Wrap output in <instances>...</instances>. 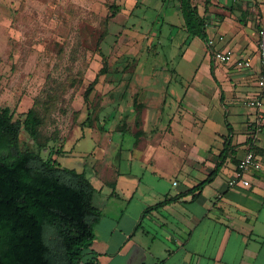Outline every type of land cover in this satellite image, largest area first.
Masks as SVG:
<instances>
[{"label":"crops","instance_id":"obj_1","mask_svg":"<svg viewBox=\"0 0 264 264\" xmlns=\"http://www.w3.org/2000/svg\"><path fill=\"white\" fill-rule=\"evenodd\" d=\"M174 1L175 12H180ZM191 1L213 44L191 40L181 13L177 25L168 24L185 34L183 55L195 41L202 44L209 78L198 77V67L184 89H170L178 81L170 78L125 82L131 93H139V101L131 103L125 92L123 101L112 104L111 117L133 125L136 141L127 145V156L117 168L110 161L105 164L109 178L93 185V204L103 213L91 246L98 264H264V125L256 128L258 110L243 104L259 99L264 111L257 58L264 0ZM224 50L233 52L231 62L212 59L210 51ZM247 57L250 68L242 66ZM215 95L217 106L210 101ZM208 121L220 130L197 126ZM109 142L102 143L103 151L118 161L123 144L110 147ZM249 151L261 168L246 174L248 187H229L228 180ZM221 154L226 159L217 169ZM215 170L201 190L191 191ZM169 199V204L147 211Z\"/></svg>","mask_w":264,"mask_h":264},{"label":"rangeland","instance_id":"obj_2","mask_svg":"<svg viewBox=\"0 0 264 264\" xmlns=\"http://www.w3.org/2000/svg\"><path fill=\"white\" fill-rule=\"evenodd\" d=\"M175 4L174 0H0V107L19 114L35 105L41 114L49 112L41 131V140H49L43 157L53 152L50 158L62 167L84 172L92 185H99L98 180L109 178L105 164L110 161L117 168L127 156V145L136 141L133 125L111 117L112 104L118 98L123 101L125 92L131 103L139 101V93H131L126 81L170 78L178 80L170 89H184L198 67L197 76L209 78L202 44L195 41L183 55L185 34L169 27L180 17ZM237 65L232 67L239 69ZM210 101L217 106L216 95ZM197 126L220 130L209 121ZM104 142L110 147L123 144L119 162L105 154ZM21 146L36 149L24 132Z\"/></svg>","mask_w":264,"mask_h":264},{"label":"trees","instance_id":"obj_3","mask_svg":"<svg viewBox=\"0 0 264 264\" xmlns=\"http://www.w3.org/2000/svg\"><path fill=\"white\" fill-rule=\"evenodd\" d=\"M177 1L188 37L207 42L205 20L197 7L191 0ZM48 119L49 112L41 114L35 105L19 114L0 107V264H98L91 250L95 225L103 214L93 204L97 190L84 172L50 158L53 152L43 157L49 140H41V131ZM22 132L36 149L21 146ZM225 159L219 156L217 169ZM215 174L216 170L191 191L201 190Z\"/></svg>","mask_w":264,"mask_h":264},{"label":"built area","instance_id":"obj_4","mask_svg":"<svg viewBox=\"0 0 264 264\" xmlns=\"http://www.w3.org/2000/svg\"><path fill=\"white\" fill-rule=\"evenodd\" d=\"M207 44L211 46L212 41H208ZM213 59L218 63H229L233 60V52L230 50L216 51L212 53ZM257 58L259 68L262 71L261 83L264 84V12L257 29ZM252 65L251 58L247 57L243 62L242 66L250 68ZM243 104L250 108L258 110L256 120L254 122L255 127H261L264 125V111H262V102L259 99H246ZM261 168L260 162L257 160L255 155L249 151L245 156L238 162L235 168L234 174L228 180L229 187H235L241 185L248 187L250 185L249 180L246 178V174L250 171L258 170ZM175 184V183H174Z\"/></svg>","mask_w":264,"mask_h":264}]
</instances>
